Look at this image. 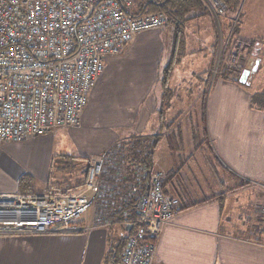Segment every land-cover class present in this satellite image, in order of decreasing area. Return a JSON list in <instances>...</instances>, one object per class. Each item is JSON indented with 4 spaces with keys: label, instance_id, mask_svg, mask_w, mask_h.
<instances>
[{
    "label": "crops",
    "instance_id": "1",
    "mask_svg": "<svg viewBox=\"0 0 264 264\" xmlns=\"http://www.w3.org/2000/svg\"><path fill=\"white\" fill-rule=\"evenodd\" d=\"M208 9L209 14L187 24L186 52L181 58L190 51L201 57L207 50V69L199 71L202 67L197 59V64H189L172 85L173 65L166 90L162 79L171 63L174 28L168 25L139 33L120 54L107 57L105 71L82 113L81 125L72 127L95 134L90 151L95 157L90 165L99 162L118 142L135 135H159L153 168L164 172L165 193L180 203L177 214L162 227L156 240L152 264H264L261 234H244L248 231L244 215L234 205L239 193L244 195L239 186L264 183V114L250 107L251 95L241 85L210 76L217 36L213 25L216 15ZM227 17L223 23L228 24ZM255 63L260 64V58ZM195 80L200 84L196 86ZM184 86L186 92L182 93ZM191 86L199 87L196 94ZM194 129L199 134L198 148L193 142ZM36 160L41 164L35 165L32 176L48 184L52 151L41 149ZM106 166L102 177L105 185L113 179L106 175ZM0 173H4L1 167ZM21 174H6L9 181L3 185L0 181V192L20 191V179L27 173ZM114 183L123 192L107 189L102 201L108 209L132 197V185L126 193L127 186L123 187L121 180L116 178ZM224 192L222 202L213 199L186 208ZM73 225L75 230L66 232L0 234V264H105L115 239L112 233L118 238L119 225L90 227V221L84 220Z\"/></svg>",
    "mask_w": 264,
    "mask_h": 264
},
{
    "label": "built area",
    "instance_id": "2",
    "mask_svg": "<svg viewBox=\"0 0 264 264\" xmlns=\"http://www.w3.org/2000/svg\"><path fill=\"white\" fill-rule=\"evenodd\" d=\"M205 1L216 16L226 14L221 0ZM130 6L132 0H0V143L81 125L107 57L120 54L137 34L168 23L162 12L132 15ZM104 162L89 166L79 191L0 192V234L74 231L92 208L90 227L111 225L110 212L101 213ZM163 182L164 172L151 174L138 201L140 226L121 264L153 263L156 240L180 203Z\"/></svg>",
    "mask_w": 264,
    "mask_h": 264
},
{
    "label": "rangeland",
    "instance_id": "3",
    "mask_svg": "<svg viewBox=\"0 0 264 264\" xmlns=\"http://www.w3.org/2000/svg\"><path fill=\"white\" fill-rule=\"evenodd\" d=\"M139 1L141 0H132L135 4ZM239 10L240 13H238L236 17L229 12L228 17L225 19L226 22L234 26L233 29L241 31L240 35L242 36H239V33L232 35L230 42H232V49L233 53L235 52V56L233 54L230 56V61L227 62V65L230 68H235V66L237 68L239 64H243L242 68H249L250 74L247 78V84L242 87L251 95V92L264 90V0H241ZM224 16L219 18L213 16L215 18V20L213 19V25L217 38L215 43L216 47H214V64L210 76L214 80L219 77L218 75L221 72L220 62L221 56L224 53V48L226 47V39L229 40L231 37L230 31H227L225 28L226 25L223 23ZM193 28L192 30H194ZM237 38H240L242 42H244L242 43ZM249 42L255 44L252 53H248L247 43ZM193 53V51H190L189 55L185 56L180 63L175 64L176 66L174 65L175 67L172 69L173 72L171 71L170 73L172 85L177 82V78L183 76V71L188 68L189 64H197V62L194 63L197 59H199L200 66L202 67L199 71H202L204 68L207 69V50L204 51L201 57L200 55H193ZM243 55L245 57V62L241 59L244 58ZM257 58H260V64L258 63L256 65L255 62ZM254 67L256 68L255 71H253ZM207 73L209 72L207 71ZM195 81L197 82L196 86L200 84L197 80ZM191 89L195 90L194 92L196 94L199 87L191 86ZM205 89L209 92L210 88L207 86ZM185 92L186 87L184 86L182 88V93ZM203 97L205 98V93ZM255 111L262 112L261 110ZM156 135L158 134H155V136ZM94 136L95 134L91 131L87 133L86 131L82 132L72 127H62L58 128L53 133L31 137L24 142L0 144V167L4 171V173H0L1 185L9 181V176L6 174L10 175V177H17V175L21 173L33 175V168L35 165L41 164L40 161L37 162L36 160L37 156L41 153V149H48L53 153V160H57V163L61 164L63 168L51 167L48 181L49 185L45 183L46 181L43 180V178L35 177V182L29 181V183H25L24 186L33 187L34 192H43L44 189H52L53 187H60L62 191V189L65 190L73 186L75 182L83 179L82 171L95 157L90 152L92 150ZM40 166L41 165H38V167ZM113 185L115 186V184ZM110 187L113 186L111 185L109 188ZM24 189L30 190L28 188ZM237 189L244 191V195L239 193L237 205L236 203L234 204L240 209L238 213L244 215L246 229L248 230L244 234L247 235L249 232L250 234L251 232L260 233L262 240H264V222L262 219L264 215V183L246 182ZM71 191L74 190L70 189V191L68 190L67 192ZM98 211H100V208ZM108 211H110V209L105 207L104 211L101 213L105 216V214H108ZM93 214L94 209H89L82 214L78 221L84 220L89 222ZM112 234L114 235L113 238L116 239L117 234H115V232Z\"/></svg>",
    "mask_w": 264,
    "mask_h": 264
},
{
    "label": "trees",
    "instance_id": "4",
    "mask_svg": "<svg viewBox=\"0 0 264 264\" xmlns=\"http://www.w3.org/2000/svg\"><path fill=\"white\" fill-rule=\"evenodd\" d=\"M226 8L227 15L229 12L232 13L235 17L238 13H240V5L241 0H221ZM128 13L132 15H142L148 13H157L162 12L166 15L168 23L166 26L170 25V27L174 28L175 38H174V47L171 58V63L168 67L165 68L164 78L162 79L163 87L166 88L167 77L169 71L172 69V66L179 63L181 61L182 56L186 52V27L187 24L205 14H209L210 10L208 9V5L205 0H141L137 4L132 2V6L126 9ZM224 16V15H223ZM227 31H230L231 37L230 39H226V44L224 48V53L221 56L220 62V74L218 78H222L224 80L235 82L241 86L247 84V79L242 82L241 77L243 72L246 70L243 67V64H239L236 68H230L227 65V62L230 61V56L233 54L235 56V52L233 53L232 42H230L232 35H236L239 33L237 29H233L230 23L226 24ZM239 41L242 42L240 38ZM244 42V41H243ZM242 42V43H243ZM248 53H252L255 48L254 43H247ZM227 54V56H226ZM244 57V55H243ZM245 62V57L241 58ZM222 64V65H221ZM224 67V69H223ZM240 68V69H239ZM168 90V88H166ZM206 96V95H205ZM205 99V98H204ZM250 107L254 110H261L264 113V90L262 91H254L251 92L250 98ZM205 101V100H204ZM205 102L203 104V109L205 110ZM204 120L206 121V116H204ZM197 129V127H196ZM193 131V142L195 148H198L199 142V134L197 130ZM205 132L207 133V126H205ZM159 144V135H135L130 138L128 141L118 142L111 148H109L103 155L105 163L107 164L108 173L106 175L113 177L109 186H113L117 192H123L120 188H117L118 184H115L116 178L121 180L123 183V187L127 186L126 193L130 192L128 190L129 186L132 185L129 189H132V197H128L127 199L119 201L116 206H112L110 209V218H111V226L117 224L120 227L118 238L113 240L110 243V247L108 253L105 257V264H121L122 257L126 248V245L129 239L136 234L137 228L140 226V220L138 216V201L140 197L148 191L150 184V176L155 170L153 168V160L155 155V150L157 145ZM52 167L55 168H63V166L57 163V160H52ZM90 163L86 166V168L82 171L83 179L81 181H77L73 184V186L61 191L60 187L50 188L48 191L55 192H67L68 190L76 187H83L87 181L88 168ZM163 172V171H162ZM105 175V176H106ZM107 178V176H106ZM28 180V181H27ZM29 181H34V177L27 173L23 175L20 179V191L23 193H35L34 188L29 186L25 187V183H29ZM115 184V186L113 184ZM248 183V182H247ZM105 185V183H103ZM106 184V185H108ZM105 185V186H106ZM146 185L148 186L146 188ZM109 186L107 189L110 190ZM28 188L30 190L24 189ZM46 191V192H48ZM227 192L221 193L219 195L206 198L201 202L190 205L186 208L195 206L199 203L207 202L213 199H218L220 202L223 201L224 196ZM104 203V202H103ZM105 204V203H104ZM264 222V215H263Z\"/></svg>",
    "mask_w": 264,
    "mask_h": 264
},
{
    "label": "water",
    "instance_id": "5",
    "mask_svg": "<svg viewBox=\"0 0 264 264\" xmlns=\"http://www.w3.org/2000/svg\"><path fill=\"white\" fill-rule=\"evenodd\" d=\"M249 74H250V71L246 69L242 74L241 81L244 82L248 78Z\"/></svg>",
    "mask_w": 264,
    "mask_h": 264
}]
</instances>
